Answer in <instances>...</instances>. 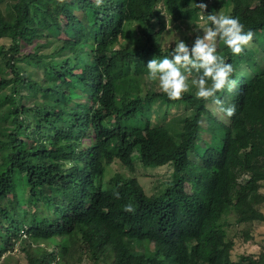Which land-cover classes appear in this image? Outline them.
<instances>
[{
	"label": "trees",
	"instance_id": "trees-1",
	"mask_svg": "<svg viewBox=\"0 0 264 264\" xmlns=\"http://www.w3.org/2000/svg\"><path fill=\"white\" fill-rule=\"evenodd\" d=\"M162 1L175 15L194 0H102L99 7L94 0H9L0 9V38L8 40L0 44V110L12 119L5 127L0 115V264L16 244L27 264H49L56 244L57 263L72 247L92 264H264L263 252L231 258L235 241L223 228L231 213L237 223L264 221V66L252 56L244 76L243 57L221 48L235 84L216 94L219 103L193 91L170 100L144 90L143 60L163 57L156 46ZM247 1L254 6L246 16L231 15L264 53V0ZM76 12L78 30L69 26L64 39H52L56 18ZM36 37H48L50 54L61 57L21 54V42ZM120 38L126 44L110 52ZM30 59L43 69L42 82L22 72ZM119 64L124 74L116 77L110 71ZM157 101L184 102L191 111L179 124L152 126L145 116ZM230 106L232 116L224 111ZM114 160L129 170L136 162L168 164L171 179L158 195L122 173L105 182ZM8 196L29 207L17 213ZM128 204L134 211H125Z\"/></svg>",
	"mask_w": 264,
	"mask_h": 264
},
{
	"label": "rangeland",
	"instance_id": "rangeland-1",
	"mask_svg": "<svg viewBox=\"0 0 264 264\" xmlns=\"http://www.w3.org/2000/svg\"><path fill=\"white\" fill-rule=\"evenodd\" d=\"M198 3H204L206 5L205 13H225V14H232L236 13L237 16H246L249 9H251L254 6L253 2H248L247 0H194L189 4L186 8L180 10L177 14L173 15L166 11L164 8V2H160L157 5V9L160 11L159 20V29L157 32V40H156V46H158L159 51L163 53V57L167 55L170 51L172 46H174V42L183 39L187 43L191 44V42L194 40L195 36L197 34H202V30L197 29V25H200L203 23V21L200 20V15L202 12V9L197 6ZM9 0H5L0 4V9L2 11L9 6ZM42 6H45V8L49 9L48 2L44 1L41 4ZM6 10V9H5ZM4 10V11H5ZM80 12H76V15H67V16H61L59 18H56V23H58V29L57 31L53 32L51 38L59 40L64 39L66 37V31L65 29L69 26H72L75 30H78L79 25L77 21V16H79ZM50 31H47L49 33ZM48 38V37H47ZM45 37H36L33 38L31 42H21V49L20 53L25 54L29 52H36L37 54H48L47 58H60L61 55H51V45H47ZM262 41H264V34L261 35ZM8 40L5 38H0V44L2 43H8ZM123 44H126V42L123 39H119L117 43H114L111 45L110 52H114L118 48H120ZM252 45H249L248 47H245L244 50L239 54V56L243 57V62L239 64L238 68L239 71L246 76L249 75L250 69L245 65L253 56V59L256 61H259L260 67L264 66V53H261V48L258 44V49H260V52L258 53L257 49V42H255V38H252L251 41ZM255 46L257 54L255 53L252 55V53L249 51L252 46ZM226 47L223 45L222 42H218L217 51L219 54L222 55L221 48ZM262 51L264 52V48H262ZM251 54V55H250ZM163 57H158L156 54H150L143 60V72L139 75V81L141 87L151 90L159 91L157 81L150 80L147 77V67L146 64L148 60L155 58V59H162ZM86 58V55L83 54L81 57V64L84 63ZM22 66V72L26 74L27 76L42 82L43 81V69L38 66L33 60H26L22 63H20ZM248 70H246V69ZM134 72V68H131ZM114 76L121 77L123 73L122 65L119 64L115 69L110 71ZM191 81V77L189 78V83ZM65 89H67V85H63ZM191 91L195 92V87L191 86ZM5 92V90H3ZM1 91V92H3ZM88 93L92 95L91 90H88ZM122 95H119L118 98H120ZM119 100V99H117ZM28 103L31 104L32 101L28 100ZM211 108L214 109V112L218 115L220 114V109L217 105L214 104H208ZM191 111V106L184 102H174V103H166L157 101L152 104L151 111L146 113L145 118L150 122L152 126L154 125H164L166 123L171 124H179L178 122H182L184 117ZM6 107H4L2 110H0V115L4 116L3 122H5V127H11L12 126V119L11 117H6ZM225 119V118H223ZM30 123L32 124L33 121L30 119ZM32 126V125H31ZM205 137V135H204ZM45 139L39 138L37 139V142L39 144H43ZM171 171L172 168L170 165H163V166H144L141 163L136 162L134 169L129 170L125 167H123L118 160H114L111 164H109L105 168V173L103 176V180L105 182H109L110 179L114 176L116 173H122L124 175L136 178L138 182L142 185L143 190L147 195H158L167 186V183L171 179ZM234 174V173H230ZM26 186L28 188V184L24 181L23 187ZM186 191L188 190V186H185ZM258 192H261L264 194V186L262 185ZM19 191V197H21ZM18 199H15V201H12V197L8 196V205L10 208H13L17 213L22 207L28 208L29 204L26 205H20L18 202ZM259 208L264 213V203H262ZM1 219V218H0ZM224 219V218H223ZM225 220L227 222L226 225H224V230L226 231V237L231 238L235 241V245L233 249L231 250V258L237 259L238 255L240 254H253L255 256H259L260 253L263 252L264 254V221H253L251 223H237L235 221L234 214H229L225 217ZM1 221H4L1 219ZM44 245V244H42ZM55 246V252H57L55 259H52L49 264H92L87 259L80 260L72 250V247L64 248L63 247V254L62 259L60 263H57V259L60 258L58 255L59 247L58 245ZM62 248V247H61ZM9 253V252H8ZM13 256V258L9 259L6 264H27L26 258L24 253L18 248L17 244L15 246V249L10 252ZM64 257V259H63ZM2 259V258H1ZM5 261L2 262V264Z\"/></svg>",
	"mask_w": 264,
	"mask_h": 264
},
{
	"label": "clouds",
	"instance_id": "clouds-1",
	"mask_svg": "<svg viewBox=\"0 0 264 264\" xmlns=\"http://www.w3.org/2000/svg\"><path fill=\"white\" fill-rule=\"evenodd\" d=\"M101 3L102 0H94L97 7ZM197 6L202 9L200 20L203 23L197 25L202 34H197L191 44L179 39L162 59L148 60L147 77L157 81L159 91L170 100H178L182 94L190 92L191 84L195 87L196 97L212 98L219 103L216 94L221 90L231 92L235 81L231 78L232 65L217 51L218 42H222L231 54L238 55L252 41L253 32L245 30L238 17L223 12L206 14L204 3ZM224 111L232 116L235 107L230 106ZM125 211L132 212L134 208L128 204Z\"/></svg>",
	"mask_w": 264,
	"mask_h": 264
}]
</instances>
